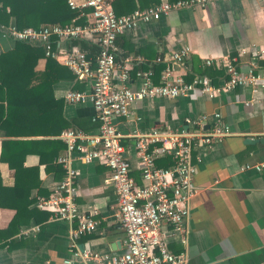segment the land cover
Masks as SVG:
<instances>
[{"label":"crops","instance_id":"obj_1","mask_svg":"<svg viewBox=\"0 0 264 264\" xmlns=\"http://www.w3.org/2000/svg\"><path fill=\"white\" fill-rule=\"evenodd\" d=\"M135 5H139L137 0ZM14 25L15 17L1 11L0 26ZM17 41L0 32V188L9 205L0 206V264L45 260L62 264L69 257L71 231L78 219L51 217L35 201L38 196L47 197L64 175L63 164L56 161L66 150L61 132L93 133L97 123L88 100L69 104L65 99L68 90H87L88 85L58 59L50 61L36 43L19 45ZM116 42L117 62L133 60L132 78L137 70H150L152 79L160 82L166 61L156 58L187 45L191 66L173 64L174 72L185 77L192 74L193 66L209 67L222 72L213 81L219 85L228 75L222 66H206L205 59L235 56L238 66L247 69L252 52L264 47V0H215L204 7L172 10L157 21L120 33ZM58 43L78 46L91 57L98 52L93 40L84 36ZM256 62V70H264V57ZM132 111L130 117L117 118L115 123L130 161V174L138 184L141 175L134 133L166 125L186 129L184 119L201 114L209 119L208 130L213 113H219L228 131L212 147L193 151L194 183L200 190L191 200L184 230L169 235L167 246L174 253H185L187 264H264V167L258 168L264 162V88L235 87L217 98L195 91L176 98L142 100ZM156 163L170 165L166 157ZM72 166L78 175V209L84 214L94 211L98 220L92 233L74 240L80 248L123 252L125 235L117 197L106 181L109 168L102 160L85 163L76 158ZM14 205L23 206L16 215Z\"/></svg>","mask_w":264,"mask_h":264},{"label":"built area","instance_id":"obj_2","mask_svg":"<svg viewBox=\"0 0 264 264\" xmlns=\"http://www.w3.org/2000/svg\"><path fill=\"white\" fill-rule=\"evenodd\" d=\"M215 0H161L145 8L117 15L109 0H67L69 7L85 17L86 24H50L40 28L0 26L3 37L28 41L44 46V55L58 59L74 75L88 85L87 90L70 89L65 93L69 104L89 101L93 107L92 120L97 123L93 133L79 129H66L60 136L66 143L65 153L56 161L65 168L62 179L51 187L47 196H38L35 206L50 212L51 217L71 221L77 218L72 228L70 254L62 264H187L185 253H174L167 246L172 233L182 232L190 212L192 198L200 187L194 183L197 171L193 151L199 147H212L220 141L228 128L222 126L219 113H213L210 129L206 114L186 117V129L170 126L153 127L136 132L135 150L138 156L137 169L141 175L138 184L130 174L131 165L121 143V133L115 119L127 118L133 113L137 101L154 98H176L198 91L209 98H217L235 87L251 85L253 90L264 88V70L258 69L257 59L264 57V47L252 52L247 69L238 66L235 56L218 59L207 58L206 66H222L228 75L216 85L207 75H195L187 81L176 74L173 64L190 68V48L182 45L156 61H166L160 82L155 83L150 70L135 71L132 78L130 59L117 62V37L136 28L140 23H150L168 15L172 10L207 6ZM84 36L98 47L94 57L78 46L64 47L60 40ZM245 52L244 49H241ZM136 58H134L135 60ZM139 61V60H135ZM73 152L77 155L74 157ZM166 157L170 165L156 163ZM85 163L102 160L110 170L106 180L116 193L118 219L124 231L125 248L121 253L100 252L80 248L74 239L92 233L98 224L94 211L81 213L76 203L78 175L72 166L73 159ZM259 167H264L262 162ZM166 225L172 230H164ZM39 264H52L45 260Z\"/></svg>","mask_w":264,"mask_h":264},{"label":"trees","instance_id":"obj_3","mask_svg":"<svg viewBox=\"0 0 264 264\" xmlns=\"http://www.w3.org/2000/svg\"><path fill=\"white\" fill-rule=\"evenodd\" d=\"M139 7L135 5V0H109L112 8L114 9L117 15L127 14L132 12L135 8H145L152 4H157L160 0H137ZM176 1V0H169ZM3 12L8 17H15V26L19 29L25 27L40 28L44 25L50 24H59V25H68L71 23H83L85 18L78 16V11L73 10L69 7L67 0H0V12ZM5 22V21H4ZM19 45H23L25 41L18 40ZM18 45V46H19ZM37 47H40L42 53H44V46L37 44ZM82 42V46L84 47ZM37 48V49H40ZM4 56V55H3ZM2 56V57H3ZM50 61L54 60L51 57H48ZM162 67L157 70V74L162 71ZM214 74H212V73ZM218 73V74H217ZM209 69V67L192 68V74L185 75L184 78L190 80L194 75H207L216 81L220 72H217ZM158 77V76H157ZM226 77V75H225ZM159 82V81H154ZM65 126H68V123H65ZM166 164V162L162 163ZM160 164V165H162ZM19 175V174H18ZM19 183V180L17 181ZM0 206H9L5 204L2 198V189L0 188ZM16 213H19L23 206L14 205ZM14 208V207H13ZM13 223L17 222V219L12 220Z\"/></svg>","mask_w":264,"mask_h":264}]
</instances>
